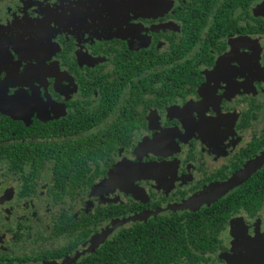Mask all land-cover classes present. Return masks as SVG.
<instances>
[{"label":"flooded vegetation","instance_id":"1","mask_svg":"<svg viewBox=\"0 0 264 264\" xmlns=\"http://www.w3.org/2000/svg\"><path fill=\"white\" fill-rule=\"evenodd\" d=\"M262 233L264 0H0V264H264Z\"/></svg>","mask_w":264,"mask_h":264},{"label":"rangeland","instance_id":"2","mask_svg":"<svg viewBox=\"0 0 264 264\" xmlns=\"http://www.w3.org/2000/svg\"><path fill=\"white\" fill-rule=\"evenodd\" d=\"M44 11L46 12L47 10L44 9ZM45 26H46V28H47V30L49 32H53L54 31V28H55L54 22L47 23V25L45 23ZM262 235L263 236H259V237L257 236V240L256 241L253 238L252 241H251L252 245L256 246L257 248H259L261 244L264 246V233H262ZM260 238H261V242L259 241Z\"/></svg>","mask_w":264,"mask_h":264},{"label":"water","instance_id":"3","mask_svg":"<svg viewBox=\"0 0 264 264\" xmlns=\"http://www.w3.org/2000/svg\"><path fill=\"white\" fill-rule=\"evenodd\" d=\"M238 180H240V177L237 178V180L235 179V181H232V183L234 184V183H236Z\"/></svg>","mask_w":264,"mask_h":264}]
</instances>
